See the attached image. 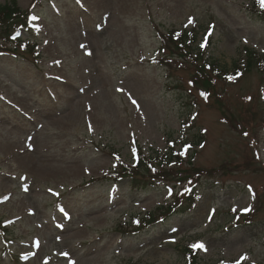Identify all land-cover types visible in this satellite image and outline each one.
<instances>
[{
  "label": "rangeland",
  "instance_id": "1",
  "mask_svg": "<svg viewBox=\"0 0 264 264\" xmlns=\"http://www.w3.org/2000/svg\"><path fill=\"white\" fill-rule=\"evenodd\" d=\"M15 1L31 25L0 39V264H264V69L244 50L264 57L257 0ZM191 29L212 92L172 53ZM136 151L175 175L114 179ZM191 184L196 206L173 213Z\"/></svg>",
  "mask_w": 264,
  "mask_h": 264
},
{
  "label": "trees",
  "instance_id": "2",
  "mask_svg": "<svg viewBox=\"0 0 264 264\" xmlns=\"http://www.w3.org/2000/svg\"><path fill=\"white\" fill-rule=\"evenodd\" d=\"M27 21V12L21 11L16 4L15 0H12L10 3L0 5V34L2 35V38L7 39L8 35L12 32V30L18 26V25H24ZM195 30L191 31H185L181 35L176 36V40L178 42H175L176 40L172 39V43L175 46L174 51L172 53L178 54L179 56L189 55V59L192 63L195 65L194 73L192 74L193 78L190 80L194 84H198V87H204L208 88V91L212 92L211 88L214 87L213 85V79L208 74V69H210L215 76L220 77L219 69L214 68V65L212 62L207 64V62L198 63L199 60V52L196 49V51L192 52V49H190V41L192 39L195 40ZM164 37V36H163ZM187 40L189 42L187 43ZM169 50V48H168ZM245 54H246V68L248 69L253 63L260 67L262 70L264 69V61L262 59V56L258 55L254 51L250 50L249 48H244ZM170 52V50H169ZM214 68V69H213ZM181 148L179 150H174L173 148L169 149L164 153V158L168 160V162H171L175 160L176 162H181L182 155H181ZM163 156V154L161 155ZM148 159H144L143 157H140L138 160V163L133 166H124L121 165L118 167L115 172L113 173V178L116 179L119 175L120 176H128L130 180V186L131 188H138V185H153L155 182H153L151 179L153 177L154 181L160 180L162 178H168L171 175H175V173H171L169 171H164L162 168L157 169L155 166H153V162L161 159L158 157L157 154H154L153 156L147 157ZM162 160V159H161ZM163 161V160H162ZM149 164V166H148ZM146 170L147 172L150 171L152 174V178H150L149 182L148 180L142 181L138 179L139 171ZM123 173H127V175H122ZM195 173V171L193 172ZM177 174H179L180 179H187L192 180L191 176L189 175L190 172H182L179 171ZM176 174V175H177ZM199 174V172H197ZM160 182V181H159ZM195 183V182H194ZM190 185V184H189ZM193 185L191 184L189 189V192L186 194L185 197V203L187 206L186 208H182V201L181 198L176 199L172 205H168L167 207L170 208L173 212H180V211H187L192 209L195 206L196 201L198 200L199 194L196 192V190H193ZM147 216L151 217V213H147ZM190 262H194V259H190Z\"/></svg>",
  "mask_w": 264,
  "mask_h": 264
},
{
  "label": "snow or ice",
  "instance_id": "3",
  "mask_svg": "<svg viewBox=\"0 0 264 264\" xmlns=\"http://www.w3.org/2000/svg\"><path fill=\"white\" fill-rule=\"evenodd\" d=\"M257 2L259 3L261 9L264 10V0H257ZM33 19L34 20L35 19H38V17H33ZM193 22H194L193 19L192 18H189V24H191ZM81 47H84V46L81 45ZM201 47H204V45L201 44ZM229 79H232V77H229ZM118 90H120V89H118ZM201 95L206 97L207 96V93H203L202 92ZM132 102H133V104L136 103L135 100H133ZM245 210H247V209H245ZM192 247H199V248L203 249L204 248V245L203 244H198V245H193ZM62 255H67V253H62ZM241 259H247V257H241ZM237 264H239V261H237Z\"/></svg>",
  "mask_w": 264,
  "mask_h": 264
}]
</instances>
